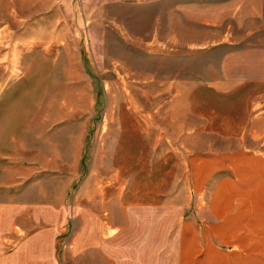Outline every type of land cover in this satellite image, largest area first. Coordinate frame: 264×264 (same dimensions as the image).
I'll return each instance as SVG.
<instances>
[{"label":"rangeland","instance_id":"374dc122","mask_svg":"<svg viewBox=\"0 0 264 264\" xmlns=\"http://www.w3.org/2000/svg\"><path fill=\"white\" fill-rule=\"evenodd\" d=\"M201 24L186 0H0V55L30 42L49 71L25 131L58 264H235L234 160L264 109Z\"/></svg>","mask_w":264,"mask_h":264},{"label":"crops","instance_id":"0c3cea01","mask_svg":"<svg viewBox=\"0 0 264 264\" xmlns=\"http://www.w3.org/2000/svg\"><path fill=\"white\" fill-rule=\"evenodd\" d=\"M186 6L202 12V27L218 30L206 40L205 53L218 54L226 63L235 60L244 77L239 83L249 84L253 93L246 106L264 109V0H186ZM19 44L31 43L12 39L0 55V264H58L60 228L51 226L49 213L32 209L45 203V197L35 194V179L50 170L39 155L38 163L29 155L35 135L25 131L49 71L44 59H21ZM249 125L248 139L256 147L237 153L234 160L235 264H264V116H252ZM197 174L202 175L201 169ZM224 215L219 208L218 216ZM187 251L186 246L183 260Z\"/></svg>","mask_w":264,"mask_h":264}]
</instances>
